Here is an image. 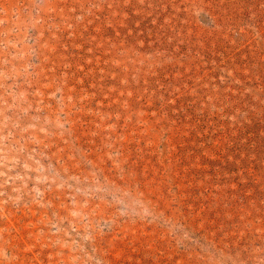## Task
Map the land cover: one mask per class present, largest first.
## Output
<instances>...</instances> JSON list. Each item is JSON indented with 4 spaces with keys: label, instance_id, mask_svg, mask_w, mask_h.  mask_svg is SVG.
Returning a JSON list of instances; mask_svg holds the SVG:
<instances>
[{
    "label": "rangeland",
    "instance_id": "rangeland-1",
    "mask_svg": "<svg viewBox=\"0 0 264 264\" xmlns=\"http://www.w3.org/2000/svg\"><path fill=\"white\" fill-rule=\"evenodd\" d=\"M0 264H264V0H0Z\"/></svg>",
    "mask_w": 264,
    "mask_h": 264
}]
</instances>
